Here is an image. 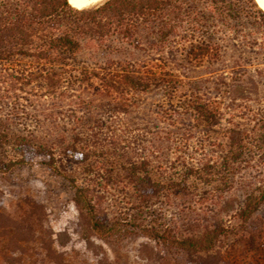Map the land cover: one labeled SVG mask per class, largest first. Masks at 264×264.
<instances>
[{"label": "rangeland", "instance_id": "374dc122", "mask_svg": "<svg viewBox=\"0 0 264 264\" xmlns=\"http://www.w3.org/2000/svg\"><path fill=\"white\" fill-rule=\"evenodd\" d=\"M240 50L201 60L181 45L85 54L58 89L41 83L36 61L0 62V264H264V203L238 217L264 188V49ZM134 66L150 71L149 88L121 82ZM71 179L93 190L98 217L118 232L90 230ZM144 185L156 189L149 201ZM13 223L30 239L8 253L20 261L6 262ZM132 225L178 238L227 232L189 253Z\"/></svg>", "mask_w": 264, "mask_h": 264}, {"label": "trees", "instance_id": "16d2710c", "mask_svg": "<svg viewBox=\"0 0 264 264\" xmlns=\"http://www.w3.org/2000/svg\"><path fill=\"white\" fill-rule=\"evenodd\" d=\"M176 45L189 47L187 55L196 60L219 57L229 46L241 49L240 54L245 49H264V10L257 0H103L83 9L73 7L69 0L0 1V62L7 63L14 57L36 61L41 83L51 89L62 86L64 67L81 55L118 57L130 50L147 48L161 53ZM84 70L82 73L87 74L88 69ZM96 71L93 69L91 74H97ZM149 72L134 66L122 76L121 82L130 88L147 89L152 84ZM112 81L114 78L102 79L109 87L113 86ZM259 142L264 145V129ZM31 151L28 154H39L35 149ZM240 158L237 153L231 160ZM23 162L21 159L18 164ZM71 182L74 203L90 230L101 237L118 232L119 222L108 223L98 217L93 190L75 184L72 179ZM140 191L141 199L149 201L152 197L149 193L156 189L144 185ZM263 203L264 188L250 193L238 212L239 219L247 222ZM13 226L16 229L10 234L3 254L6 262L20 261L17 255L8 253L14 244L30 239L19 223ZM144 228L132 225L129 230L142 231L156 241L189 253L211 250L227 232L224 227L215 226L178 238L170 231ZM47 253L50 255V251Z\"/></svg>", "mask_w": 264, "mask_h": 264}, {"label": "bare ground", "instance_id": "6f19581e", "mask_svg": "<svg viewBox=\"0 0 264 264\" xmlns=\"http://www.w3.org/2000/svg\"><path fill=\"white\" fill-rule=\"evenodd\" d=\"M100 1H103V0H69V3L73 6L75 3H85L87 6L86 7H89L93 4H96ZM257 2L259 3L260 7L263 8L264 10V0H257ZM74 7V6H73ZM86 7H82V8H77V9H83V8H86ZM76 8V7H75Z\"/></svg>", "mask_w": 264, "mask_h": 264}, {"label": "clouds", "instance_id": "9594fccd", "mask_svg": "<svg viewBox=\"0 0 264 264\" xmlns=\"http://www.w3.org/2000/svg\"><path fill=\"white\" fill-rule=\"evenodd\" d=\"M73 6L76 8H82V7H86L87 5L85 3H75Z\"/></svg>", "mask_w": 264, "mask_h": 264}]
</instances>
